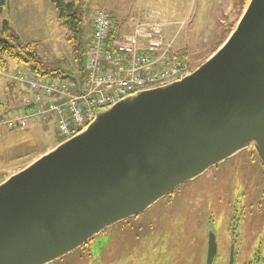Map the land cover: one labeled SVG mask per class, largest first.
<instances>
[{
  "label": "water",
  "instance_id": "obj_1",
  "mask_svg": "<svg viewBox=\"0 0 264 264\" xmlns=\"http://www.w3.org/2000/svg\"><path fill=\"white\" fill-rule=\"evenodd\" d=\"M247 149L264 167V0L189 75L96 110L1 182L0 264H51Z\"/></svg>",
  "mask_w": 264,
  "mask_h": 264
},
{
  "label": "rangeland",
  "instance_id": "obj_2",
  "mask_svg": "<svg viewBox=\"0 0 264 264\" xmlns=\"http://www.w3.org/2000/svg\"><path fill=\"white\" fill-rule=\"evenodd\" d=\"M63 1L69 2V0ZM249 1L83 0L82 36L78 50L72 34L59 21L50 0H7L0 17V29L2 23L7 22L19 36L22 44L33 45L35 53L39 56L37 60L41 64L64 72L63 75L66 77H78L79 71L84 67V50L90 33L88 14L91 10H107L113 18V25L121 27L119 36L129 30V22L123 25L120 23L122 21H119L120 18L128 20L142 13L145 15L159 13L164 15L166 21L163 27L165 41L170 42L171 51L176 56L189 63L190 72H193L226 41ZM2 51H0V101L5 100L1 88L5 89L6 86L7 89L12 84L9 79L4 78L7 77L4 70L12 67L16 69H9L10 74L18 71L34 76L28 65L13 63L10 55H4ZM4 65L6 69H2ZM17 85L20 86L18 83ZM60 142L50 122H39L23 130L1 129L0 183L21 171L42 154L52 150ZM258 163L259 159L253 149L244 150L207 170L199 178L182 185L138 219L149 221L151 217L155 218L159 215L160 220L165 221L168 228V236L164 237L168 246L165 253L169 258V264H191L193 261L192 257L188 256L191 254L188 248L194 249L193 238L200 234L197 228L198 209L203 217L208 213L212 216L218 243L221 237L228 235V223L231 218L239 221L236 236L240 237L243 234L242 220L248 212L250 229L256 231L255 228L260 221V230L256 237L260 246L255 244L253 249L255 250L257 246L260 248V261L264 264V224L262 225L261 221L262 214L257 212L258 194L264 187V170H261ZM167 210L170 212L165 213ZM133 221L128 219L127 223ZM175 227H179L178 230H175ZM123 253H110L108 264H135V261L140 260V251L134 255L132 251ZM119 254L121 256L116 258ZM80 255L79 252L75 253L67 257L62 264L66 261L65 264H70L71 261L72 264H98V260L91 262L85 253L82 255L86 261H78L77 259L82 257Z\"/></svg>",
  "mask_w": 264,
  "mask_h": 264
},
{
  "label": "built area",
  "instance_id": "obj_3",
  "mask_svg": "<svg viewBox=\"0 0 264 264\" xmlns=\"http://www.w3.org/2000/svg\"><path fill=\"white\" fill-rule=\"evenodd\" d=\"M90 35L80 77L32 76L16 72L24 85L23 111L0 115V128L23 130L50 122L59 141H66L92 122L103 110L137 92L163 87L189 75L190 65L171 51L158 13L132 21L130 32L111 36L113 19L100 9L91 10Z\"/></svg>",
  "mask_w": 264,
  "mask_h": 264
},
{
  "label": "flooded vegetation",
  "instance_id": "obj_4",
  "mask_svg": "<svg viewBox=\"0 0 264 264\" xmlns=\"http://www.w3.org/2000/svg\"><path fill=\"white\" fill-rule=\"evenodd\" d=\"M258 166L261 170H264L260 160ZM258 197L259 202L257 203V206H259V210L257 212H260V215L262 214L261 221L263 225L264 187L261 193L258 194ZM149 209L144 213L131 218L134 220L133 223H127L128 219L117 223L116 225L97 234L81 248L57 261L52 262L51 264H62L67 257L77 252H79V254H81L80 256H82L77 259L78 261H86L85 258L83 259L82 255L85 253L86 257L91 259V262L98 260V264H108L110 253L116 254L117 252L125 253L131 251L133 252V255L137 254L138 251L141 252L140 260L135 261V259V264H169V258L165 253L168 250L167 242L164 239L165 236H168V228L165 225V221H161V216L159 215L155 218L154 216L151 217L152 219L149 221L138 220L140 217L145 215ZM169 212L170 210H167L165 213ZM196 213L198 217L197 228L199 229L200 234L199 236H194L195 239L193 238L194 249L192 248L193 250H191L188 248V250L191 251V254L188 256H191L193 260L191 261V264H206L208 249L207 242L208 235L210 233L214 235L216 242V255L213 264H220V262H223V264H261L259 252L260 248H258V246H260V242L257 243L256 241V237L260 230V221L258 223L259 225L257 224V227L255 228L256 231H254L253 228L250 229V227H248L249 222L247 220L249 212L242 220V237L236 236L239 221L235 218H231V221L228 223L229 236L225 235L224 237H221L219 243L215 233L214 220L212 219V216H209L208 213L205 217H203L201 215L202 212L199 209ZM124 224L126 226H122ZM178 228L175 227V230H178ZM248 229L250 230L248 231ZM255 244L258 246L254 250L253 247H255ZM120 256L121 254H119L116 258H119ZM70 264H72V261Z\"/></svg>",
  "mask_w": 264,
  "mask_h": 264
},
{
  "label": "trees",
  "instance_id": "obj_5",
  "mask_svg": "<svg viewBox=\"0 0 264 264\" xmlns=\"http://www.w3.org/2000/svg\"><path fill=\"white\" fill-rule=\"evenodd\" d=\"M55 7L59 21L69 30L72 34L77 50L81 45L82 36V10L81 5L83 0H69L64 2L63 0H50ZM6 0H0V17L3 13ZM118 26L112 27V35L119 34ZM3 50V51H2ZM0 51L4 55H10V59L13 62L28 65L36 76H51V77H65L64 72L57 69L48 68L41 64L37 59L39 56L35 53L33 45L22 44L19 36L9 27L7 22H3L0 29ZM2 64V63H1ZM80 77L83 75V68L79 71Z\"/></svg>",
  "mask_w": 264,
  "mask_h": 264
},
{
  "label": "crops",
  "instance_id": "obj_6",
  "mask_svg": "<svg viewBox=\"0 0 264 264\" xmlns=\"http://www.w3.org/2000/svg\"><path fill=\"white\" fill-rule=\"evenodd\" d=\"M6 4H7V0H6ZM101 10H103V9H101ZM105 11H107V10H105ZM149 16H150V13L148 15H145V14L142 13L139 16H132L128 20H125L124 18H120L119 21H122L120 23H123V25H124V23H127V21H128L129 22L128 23V29H129L128 32H130L131 29H132V26H131L132 21H138V20L144 21ZM159 19H160V21H163V24L165 26L166 25V21H165L164 15L159 14ZM119 21H118V23H119ZM118 23H117V25H119ZM89 28H90V26H89ZM120 31H122L121 27H119V31L118 32L120 33ZM89 35H90V33H89ZM13 63H15V62H13ZM2 69H6L5 65L3 66ZM9 69L15 70L16 68L10 67ZM9 69H6V70L3 71L7 75V77L5 76L4 78L5 79H9V81L12 82V84H11L10 87H7V89H6V86H5V89L1 88V92H3V96H4L5 100L4 101H0V110H1L0 113H6V112L13 111V110L23 111V108H22V105H21L20 101H21V98H22L23 95H27L26 94L27 91H25L24 85L20 84L19 82L15 81L13 79V76L18 71H14L13 74H10L8 72ZM17 83L20 86H18ZM16 87H17V89H15ZM5 95H6V97H5ZM13 96H14L15 99L13 98ZM41 123H43V122H41Z\"/></svg>",
  "mask_w": 264,
  "mask_h": 264
},
{
  "label": "clouds",
  "instance_id": "obj_7",
  "mask_svg": "<svg viewBox=\"0 0 264 264\" xmlns=\"http://www.w3.org/2000/svg\"><path fill=\"white\" fill-rule=\"evenodd\" d=\"M34 76H36V75H34ZM48 77H51V76H48ZM14 111V110H13ZM7 113V112H6ZM3 114V113H2ZM0 129H3V128H0Z\"/></svg>",
  "mask_w": 264,
  "mask_h": 264
}]
</instances>
